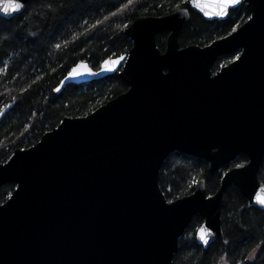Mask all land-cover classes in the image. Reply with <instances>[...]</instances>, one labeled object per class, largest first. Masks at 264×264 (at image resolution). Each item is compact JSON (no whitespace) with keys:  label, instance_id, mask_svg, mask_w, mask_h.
Wrapping results in <instances>:
<instances>
[{"label":"water","instance_id":"95a60500","mask_svg":"<svg viewBox=\"0 0 264 264\" xmlns=\"http://www.w3.org/2000/svg\"><path fill=\"white\" fill-rule=\"evenodd\" d=\"M0 8V17L21 14ZM6 2V0H5ZM222 0H191L165 16H143L123 33L127 55L94 69L74 66L57 92L118 74L129 89L85 117H66L27 149L0 162V264H174L180 239L199 216L223 237L226 191L236 187L248 206L264 211L259 171L264 161V0H239L217 15ZM246 4L250 18L207 46L183 47L191 10L225 20ZM167 35L163 51L158 36ZM240 59L214 72L220 57ZM111 70H105V68ZM90 70V71H89ZM94 73V74H92ZM0 111V123L12 108ZM174 153L204 159L211 173L245 155L209 194L205 179L175 201L160 186V171Z\"/></svg>","mask_w":264,"mask_h":264},{"label":"trees","instance_id":"16d2710c","mask_svg":"<svg viewBox=\"0 0 264 264\" xmlns=\"http://www.w3.org/2000/svg\"><path fill=\"white\" fill-rule=\"evenodd\" d=\"M190 1L31 0L21 14L11 19L0 17V111L13 105L0 123L3 162L15 150L36 145L64 118L85 117L126 92L129 86L118 74L72 84L61 92L57 88L81 61L99 69L106 59L129 54L133 44L123 31L139 17L165 16L190 7ZM249 18L246 4L231 10L221 21H208L191 10L181 44L207 45L229 35ZM166 37L158 36L163 51ZM247 161L240 155L220 172L211 173L206 160L174 153L161 168L160 186L169 201L191 195L201 179L206 180L208 193L215 194L224 173ZM259 178L264 183V161ZM14 189V184L0 188V202L6 201ZM222 221L223 237L204 248L196 241L203 222L196 216L180 239L174 264H264V211L249 207L247 199L231 186L226 191ZM253 255L256 257L251 260Z\"/></svg>","mask_w":264,"mask_h":264},{"label":"snow or ice","instance_id":"6c2138e0","mask_svg":"<svg viewBox=\"0 0 264 264\" xmlns=\"http://www.w3.org/2000/svg\"><path fill=\"white\" fill-rule=\"evenodd\" d=\"M237 3H239V0H222V2L218 5L219 11L217 12V15H222V16L227 15L229 7ZM22 7L23 5L21 3L13 2V0H6V2L5 0H0V8H2L3 12L5 13H14L17 10L21 9ZM57 47H59V45H57ZM236 59L239 60L240 57L237 56ZM105 70H111V69L107 68L106 66ZM257 202L262 207H264V198H258ZM197 236L200 242L207 245L210 237L212 236V233L210 229L206 227H201L200 229L197 230Z\"/></svg>","mask_w":264,"mask_h":264},{"label":"flooded vegetation","instance_id":"af4514ba","mask_svg":"<svg viewBox=\"0 0 264 264\" xmlns=\"http://www.w3.org/2000/svg\"><path fill=\"white\" fill-rule=\"evenodd\" d=\"M235 30H237V29H235ZM234 30V31H235ZM233 31V32H234ZM232 32V33H233ZM231 34V33H230ZM212 43V42H211ZM211 43H209V44H211ZM209 44H207V45H209ZM207 45H204V46H207ZM240 55V52H236V53H233V54H229V55H226V56H223V57H220L219 59H218V67H214V69H213V71L214 72H218L219 70H221V68H223V67H225V66H227V65H229L230 63H232L233 61H235L236 60V57L237 56H239ZM219 62H220V64H219ZM216 63V64H217ZM215 64V65H216Z\"/></svg>","mask_w":264,"mask_h":264},{"label":"rangeland","instance_id":"374dc122","mask_svg":"<svg viewBox=\"0 0 264 264\" xmlns=\"http://www.w3.org/2000/svg\"><path fill=\"white\" fill-rule=\"evenodd\" d=\"M240 27V26H239ZM236 29H238V27L236 28ZM166 41H167V37L166 38H164V42L166 43ZM2 109H4V107L2 108ZM1 109V110H2ZM7 151H9V150H7ZM4 160H3V158H0V162L1 163H5V162H3ZM197 183H195V185H196ZM256 257V255H253L252 257H251V260H253L254 258ZM223 264H226V263H223Z\"/></svg>","mask_w":264,"mask_h":264}]
</instances>
